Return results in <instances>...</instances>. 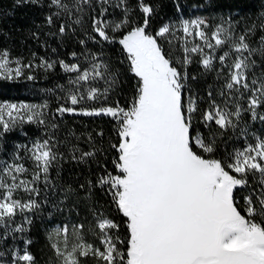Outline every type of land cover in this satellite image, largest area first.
Masks as SVG:
<instances>
[{
  "label": "snow or ice",
  "instance_id": "1",
  "mask_svg": "<svg viewBox=\"0 0 264 264\" xmlns=\"http://www.w3.org/2000/svg\"><path fill=\"white\" fill-rule=\"evenodd\" d=\"M37 2L16 0L18 5ZM80 2L92 6V0ZM97 2L100 10L92 17V31L101 40L96 42L121 46L127 71L136 81L135 94L127 106L117 101L114 106L79 110L61 106L57 111L79 112L84 116L104 115L116 122L119 142L111 145L117 152L112 161L115 172L105 168L104 174L95 182L89 180L88 185L89 191L98 187L110 195L116 211L125 218L127 235L122 239L120 225L102 214L96 224L100 247L84 240L79 231L83 225L74 228L75 242L71 246L68 228L57 229L56 237L64 234L63 246L57 239L51 247L60 264H82L80 258L89 256L97 264H264V137L257 136L254 143L216 158V133H213V126L220 130V135L229 129H237L244 112L250 113L252 120L264 121V114L257 111L264 108V69L257 76L254 71L257 62L253 59L256 53L264 57V36L260 47L252 48L248 36L253 29L237 34L231 18H222V23L210 32L206 19H182L179 27L185 44L183 58L176 61L182 65V69H178L171 53H166L158 41V38L174 35L175 26L164 24L152 34L148 30L154 14L151 4L137 0L143 20L135 23L131 19L128 0H118L115 5L112 0ZM50 3L68 10L62 0H50ZM105 5L121 8V19L108 21L109 8ZM47 22L53 23L52 16L47 17ZM75 22L81 23L79 19ZM65 30L62 24L60 33ZM189 37L202 43H192L188 47ZM89 38L96 40L95 36ZM168 43L171 45L172 41L168 40ZM220 49L225 50L216 55ZM191 54L199 55V63L205 70H212L213 62L219 61L221 69L217 75L224 79L218 93L222 98L219 103L209 91L208 106L200 108L198 102L202 98L194 94L189 84V80L196 79L187 71V66L192 63ZM76 55L72 53L73 57ZM92 58L96 60L95 55ZM15 63L17 67L10 68L8 51L0 52V79L19 77L22 67H30L21 66L19 60ZM59 64L66 72L77 73L75 79L70 80L72 84L102 79L108 85L103 91L90 87L86 95L80 94L79 89L69 90L67 100L73 106L84 100L107 98L120 83V71L113 70L107 62L92 63L85 69L63 60ZM42 66L51 69L54 64L45 61ZM225 70L226 75L222 76ZM27 79L34 77L29 75ZM241 100H246V106ZM44 107L47 105L0 104V135L25 122L35 120L44 124L43 119H37L43 115L38 109ZM201 128H207L209 134L203 133ZM84 157H95V152H84L81 159ZM31 158L37 169L31 182L21 178L27 169L19 163L5 169L10 183L0 180V227L5 229L0 239L9 231H26L23 224L15 228L10 226L19 213L32 211L39 205L35 200L27 203L17 200L14 194L20 188L38 194L39 190L34 186L29 188V183L39 180L41 173L44 182L48 183L49 171L58 156L49 140H43L34 143ZM257 175L259 179L253 186L249 176ZM245 189L247 194L240 197L241 204L238 196ZM26 222L31 224L30 219L26 218ZM31 243V240L26 241V244ZM0 264L4 262L0 261ZM12 264H35V258L25 247L13 253Z\"/></svg>",
  "mask_w": 264,
  "mask_h": 264
},
{
  "label": "trees",
  "instance_id": "2",
  "mask_svg": "<svg viewBox=\"0 0 264 264\" xmlns=\"http://www.w3.org/2000/svg\"><path fill=\"white\" fill-rule=\"evenodd\" d=\"M68 6L64 11L50 3V0H38L37 3L17 4L16 0H0V51L7 50L9 56L20 61L22 74L11 80L0 79V100L8 99L23 104L47 105L38 111L43 115L37 119H43L44 124L37 121L25 122L18 125L12 131L0 135V180L11 182L5 174L8 165L23 164L27 172L21 175L22 179L32 181L34 172L37 171L34 160L31 158L34 143L49 140L52 150L57 153L48 174V183L41 178L29 183V188L36 187L39 192L24 191L18 189L14 198L24 203L35 200L39 207L32 211L25 210L15 218V223L10 227L15 228L23 224L26 231L17 233L9 231L5 238L0 239V259L12 260L14 252H20L27 247L34 256L35 264H60L56 257L52 243L59 239L63 246L64 234L56 237L57 229L68 228L69 246L75 242L74 228L83 225L79 229L84 240L100 247L99 229L96 227L100 214L114 220L120 225L119 234L126 237L124 217L116 211L111 203L110 195L102 192L98 187L89 191L88 181L95 182L106 168L115 172L112 161L117 152L111 147L118 144L117 124L108 116H84L77 113H60L57 109L61 106L80 108H99L101 106H114L117 101L122 106H127L135 94V78L127 71L125 53L118 43H109L101 40L92 31V17L97 16L100 4L92 0V6L83 4L80 0H62ZM118 0H112L115 5ZM151 4L154 14L150 20L148 29L154 34L164 24L174 25V35L167 38H158L165 52H170L174 65L182 69V65L176 61L183 58V32L179 27L182 19L203 18L210 25L208 31L214 30L222 23V18H231L234 30L237 34L246 29H253L248 36V42L252 48H259L261 37L264 36V0H145ZM109 8L106 14L108 21L119 20L122 17V9L105 5ZM128 7L132 10L131 19L135 23H141L143 14L140 12L137 0H128ZM83 9L81 12L80 9ZM95 9V10H93ZM56 13H60L56 15ZM52 16L53 23L47 22V17ZM80 20L77 24L75 21ZM65 26V32L60 33L61 25ZM225 27L228 25L225 24ZM127 31V29H124ZM118 37V34H115ZM95 36L96 40L89 37ZM85 43L81 44V41ZM171 40V45L168 43ZM192 43H202L193 38H187L188 47ZM223 50H217L219 55ZM206 52L210 50L205 49ZM76 53L75 57L72 53ZM93 55L96 60H93ZM192 63L187 66L189 76H195V80H189L194 94L199 100L201 109L208 106V92L212 91L214 98L219 103L221 97L218 93L224 84L223 78H218L221 65L218 60L213 62L212 70H205L199 63L200 57L191 54ZM256 60L254 71L257 76L264 69V57L259 53L254 54ZM78 64L81 69L90 68L92 63L107 62L113 70L120 71V83L111 90L107 96L100 97L97 101H82L73 106L67 100L69 90L86 95L90 87H97L103 91L108 87L105 80L96 79L80 84H72L77 73L66 72L59 64ZM53 63L51 69L42 66L44 62ZM124 61V63H121ZM16 65V64H15ZM17 67V66H16ZM15 67V68H16ZM14 68V69H15ZM31 75L34 79H27ZM226 75V70L222 76ZM246 106V100H241ZM264 114V108L257 109ZM198 115V114H197ZM209 134L207 128L200 129ZM242 130H246L243 131ZM213 126L216 133L217 152L216 158H223L235 149H241L248 143H254L255 137H264V121L258 118L252 120L251 114L242 113L239 126L235 130H227L223 135ZM103 133V135H100ZM84 152H95V157H84ZM259 176H249L250 183L256 185ZM81 185H84L82 188ZM247 194V189L240 192L238 200ZM31 220V224L26 222ZM115 231V230H113ZM5 229L0 227V236H4ZM50 236L52 237L50 239ZM31 240V244H26ZM121 248L124 246L121 245ZM82 264H97L91 256L81 257Z\"/></svg>",
  "mask_w": 264,
  "mask_h": 264
},
{
  "label": "rangeland",
  "instance_id": "3",
  "mask_svg": "<svg viewBox=\"0 0 264 264\" xmlns=\"http://www.w3.org/2000/svg\"><path fill=\"white\" fill-rule=\"evenodd\" d=\"M193 19H195V18H193ZM0 52H2V51H0ZM9 58H10V64H9V67L10 68H12V69H14L17 65H15L16 63H15V58H12V57H10L9 56ZM4 103H15V104H21V102H16V101H12V100H8V99H4V100H0V104H4ZM0 261H3L4 262V264H12V260H2V259H0Z\"/></svg>",
  "mask_w": 264,
  "mask_h": 264
}]
</instances>
